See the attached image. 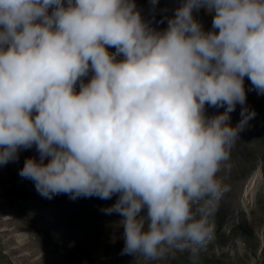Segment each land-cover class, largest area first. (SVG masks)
<instances>
[{
    "label": "clouds",
    "instance_id": "clouds-1",
    "mask_svg": "<svg viewBox=\"0 0 264 264\" xmlns=\"http://www.w3.org/2000/svg\"><path fill=\"white\" fill-rule=\"evenodd\" d=\"M245 77L264 94V0H183L162 30L135 0H0V165L35 146L19 175L41 196L117 197L122 254L200 264L256 115Z\"/></svg>",
    "mask_w": 264,
    "mask_h": 264
},
{
    "label": "rangeland",
    "instance_id": "rangeland-1",
    "mask_svg": "<svg viewBox=\"0 0 264 264\" xmlns=\"http://www.w3.org/2000/svg\"><path fill=\"white\" fill-rule=\"evenodd\" d=\"M135 3L162 30L183 0H158L154 11L150 0ZM194 15L206 31L211 30L212 14L201 9ZM90 78L91 73L85 82ZM244 86L246 103L256 115L240 131L221 173L231 190L218 202L214 236L202 249L200 264H264V94H258L247 77ZM240 110L238 104L229 114L232 126L240 122ZM223 111L206 106L208 116ZM29 157L38 159L35 146L21 149L17 160L0 165V264H189L187 253L164 261L122 254V217L104 212L117 197H43L32 180L19 175Z\"/></svg>",
    "mask_w": 264,
    "mask_h": 264
}]
</instances>
